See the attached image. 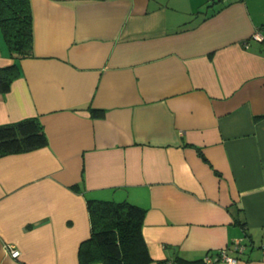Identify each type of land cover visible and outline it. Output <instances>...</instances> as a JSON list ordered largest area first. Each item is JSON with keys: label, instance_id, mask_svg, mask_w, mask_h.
<instances>
[{"label": "crops", "instance_id": "1", "mask_svg": "<svg viewBox=\"0 0 264 264\" xmlns=\"http://www.w3.org/2000/svg\"><path fill=\"white\" fill-rule=\"evenodd\" d=\"M29 2L0 125L48 143L0 157V264H80L88 199L145 210L148 264H264V0Z\"/></svg>", "mask_w": 264, "mask_h": 264}, {"label": "trees", "instance_id": "2", "mask_svg": "<svg viewBox=\"0 0 264 264\" xmlns=\"http://www.w3.org/2000/svg\"><path fill=\"white\" fill-rule=\"evenodd\" d=\"M0 33L9 57L17 62L32 56V12L29 0H0ZM18 76L16 65L0 71V92L9 89ZM93 117L102 110L91 109ZM36 118L0 125V157L36 150L47 145ZM90 237L78 251L80 264H148L152 261L142 236L145 210L128 202L86 200ZM176 264H196L177 257Z\"/></svg>", "mask_w": 264, "mask_h": 264}, {"label": "built area", "instance_id": "3", "mask_svg": "<svg viewBox=\"0 0 264 264\" xmlns=\"http://www.w3.org/2000/svg\"><path fill=\"white\" fill-rule=\"evenodd\" d=\"M211 2H215V3H219V2H222L224 0H210ZM253 38L254 39H259L261 38L260 35L258 34V32L254 33L253 34ZM231 247H232V251L235 252V253H238V254H241L244 252V246L240 243L239 240H234L232 241L231 243ZM10 255L11 257L13 258H16L18 257L19 255V251L17 250H14V249H11L10 250ZM214 260L216 261H223L225 263H234L236 262L237 258L234 257V256H231L229 254V248L226 247L224 249H221L220 251H218L217 255L215 258L211 257V256H208L206 255L204 258H203V263L204 264H210L212 263Z\"/></svg>", "mask_w": 264, "mask_h": 264}]
</instances>
